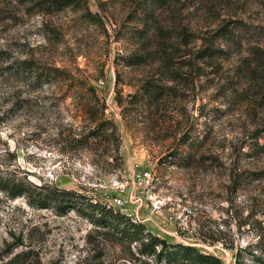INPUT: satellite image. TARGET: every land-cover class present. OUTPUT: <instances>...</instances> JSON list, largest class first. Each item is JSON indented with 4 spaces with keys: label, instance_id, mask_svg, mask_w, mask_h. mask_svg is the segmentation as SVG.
<instances>
[{
    "label": "rangeland",
    "instance_id": "obj_1",
    "mask_svg": "<svg viewBox=\"0 0 264 264\" xmlns=\"http://www.w3.org/2000/svg\"><path fill=\"white\" fill-rule=\"evenodd\" d=\"M50 1L0 0V173L75 191L222 264L239 249L254 264L264 241V0H173L147 16L142 0ZM232 21L243 24L234 42L217 39ZM23 61L94 88L111 140L86 141L96 123L74 88L35 87L14 73ZM111 234L75 210L59 216L0 192V264L146 260Z\"/></svg>",
    "mask_w": 264,
    "mask_h": 264
},
{
    "label": "trees",
    "instance_id": "obj_2",
    "mask_svg": "<svg viewBox=\"0 0 264 264\" xmlns=\"http://www.w3.org/2000/svg\"><path fill=\"white\" fill-rule=\"evenodd\" d=\"M171 1L173 0H142L139 4L140 13L144 16L153 15L155 10L166 6ZM73 3V0H51L49 5L52 9H60ZM83 18L86 22H100V18L90 12H86ZM242 27L243 24L240 21L229 22L228 25L220 27L215 32V37L228 42H234ZM204 53V56H211L223 53V51L207 48L204 50ZM127 65H130V63ZM14 73L28 77V79L36 84L35 87H41L44 83L66 82V87H72L75 90L74 101L84 105L86 119L96 123V126L92 130L85 132L84 139L88 141L89 139L105 137L106 141L109 142L114 136L115 126L104 116L106 105L91 86L67 76L59 68L39 67L28 61L16 64L14 66ZM144 88V94L151 100L152 98L154 100L157 99L156 97L161 90L150 82H147ZM257 145L264 152V141L262 145ZM245 179L248 180L249 177ZM0 192L5 194L9 199L24 197L28 205L33 208H53L59 216H64L71 210H75L86 217L95 227L112 231L111 238L115 241L135 244L138 255L146 259L141 261V264H222L217 257L203 254L192 246L171 244L145 232L142 224L131 222L125 219L119 212L101 206L97 202L93 203L75 191L64 190L46 184L35 185L25 178L16 179L10 176H3L0 173ZM78 200H83L84 202H79ZM257 250L255 253L251 252L249 254V259L254 264H264V260L262 259V255H264V241L258 243ZM234 259L235 264H246L243 261L242 250L240 249L234 255Z\"/></svg>",
    "mask_w": 264,
    "mask_h": 264
},
{
    "label": "built area",
    "instance_id": "obj_3",
    "mask_svg": "<svg viewBox=\"0 0 264 264\" xmlns=\"http://www.w3.org/2000/svg\"><path fill=\"white\" fill-rule=\"evenodd\" d=\"M149 177H150V174H149L148 172H144V173L138 175V179H139L140 181L146 180V179H148ZM114 201H115V203H117V204H120V203H121V201H120L119 199H118V200H114Z\"/></svg>",
    "mask_w": 264,
    "mask_h": 264
}]
</instances>
